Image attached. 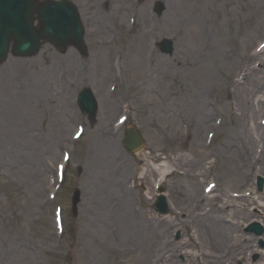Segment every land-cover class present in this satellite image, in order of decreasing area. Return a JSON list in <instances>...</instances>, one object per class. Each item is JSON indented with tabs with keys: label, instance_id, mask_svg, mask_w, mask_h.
<instances>
[{
	"label": "rangeland",
	"instance_id": "obj_1",
	"mask_svg": "<svg viewBox=\"0 0 264 264\" xmlns=\"http://www.w3.org/2000/svg\"><path fill=\"white\" fill-rule=\"evenodd\" d=\"M89 1L78 0L77 2H82L86 16L92 18V15L98 11L95 1L99 0ZM152 1L154 0H147V3L141 8V14L142 16L145 14L146 17L151 14L155 20L161 21V30L166 33H163L165 37L170 36L167 32L168 29L175 31V35L169 37L174 40L175 44L174 55L167 58L170 65L174 64L173 59L176 61V57L181 56L180 54L188 57L187 53H193L196 56V53L203 46L201 43L204 38L211 39L212 44L214 43L213 47H215L212 56L206 59L212 73L205 76L201 80L203 82L194 83L192 78L196 76L195 69L180 67L173 69L176 76L175 83H173V94L176 100L180 97L179 91H184V87L197 97L201 94L205 96V90L210 86L215 84L219 86L223 82L229 83L237 63L231 67V64L227 65L223 62L222 57L225 56V52L231 49L238 58H241L247 52L250 54L264 40V0H163L168 10L162 18H156L152 14L150 9ZM125 2L127 5H135L134 0H125ZM104 10H106L105 3L102 7V11ZM105 14L103 12L101 16L109 22L110 20L104 17ZM142 16L141 24L137 26V33H140L144 27ZM168 16L172 19L167 20ZM192 31L196 32L199 38V43L193 48L188 45L186 39L187 33ZM126 39L127 37L123 35L117 46L112 49L122 48L126 50ZM112 49L103 53L101 61L104 67L110 65ZM42 50L37 57L32 59L21 60L10 57L0 69V264H158L154 262L155 258L164 251L181 254L174 259L185 264L190 260L187 254H191V251L195 250V246H192L190 241H197L196 245L205 251L201 263L195 262L194 264H216V256L221 258L225 253L224 241L221 248L209 250L208 245L203 242L202 238L198 237L196 226L191 220V217L196 213L190 214L186 202L187 196L203 198L202 188L211 179L219 181L221 191L239 192L243 190L242 181L247 178L248 184H251L247 187L251 188L254 198L253 205L249 208L251 219L231 216L228 221L234 224V227L236 225L238 228L240 227L243 236L246 235V237L254 239L253 250H247V254L242 248L240 258L249 260V263L253 264H258L261 262L260 260H263L264 232L261 236H256L247 234L245 229L246 225L252 222H258L264 228L260 218L264 215V188L261 192L257 189L255 184L257 177L253 179L252 174L246 176L244 173L234 181L232 176L236 175L239 170L234 171L233 167L227 165L219 152L220 149L224 150L221 145L228 138V135L233 133L234 136L235 132H239V118L234 101L237 90L232 91L228 98L224 97L223 92L218 91L212 95L213 100L221 102L218 109L226 115L223 116V126L210 148L207 146L205 138L211 128L209 124L212 120L200 132L195 133L193 122L187 116L188 112L192 115V107L186 109L184 116H187L186 122L193 131H191V137L184 141L180 139L178 133L181 120L171 113L167 115V112L159 106L158 101L150 104L149 98L137 93L142 81L148 75L145 64L143 65L144 70L140 71L138 75L127 71L125 80L133 96L132 103L135 107L132 109V117H130L131 126H137L144 134L147 147L136 157L129 156L123 150L121 146L123 134L112 133L109 127L113 118L118 115L114 104L107 114L99 113L100 115L93 126L90 125L88 119L80 114L85 122L87 132L83 141L76 144L78 147L75 159L71 161L67 169L66 182L57 196V201L53 204L45 203L48 200L49 192H53V188L49 186V177H45V173L51 168L54 169L58 157L61 156L57 150L56 139L59 137H66L67 139L74 129L67 120L69 115L65 119L68 127L71 126L69 127L70 130L65 136L55 135L52 138L53 145L55 144L54 152L50 151V153L44 154L46 144L42 139L48 141L47 133H53L52 131L57 128L61 121L59 113L45 112V109L50 107L58 110L56 104L62 103L60 97L65 99L73 98V96H71L72 91L68 90L65 83L60 80L55 66L48 68V71L45 69V62L52 61V59L50 58L51 55L45 53L47 47ZM93 50L98 53L101 48L93 45ZM50 52L55 55L54 50H50ZM255 63L257 68L261 67L264 76V56L263 65H260L258 58L254 61ZM258 64L260 66H257ZM56 69L59 72V65L56 66ZM74 69L76 73H88L82 72L81 62L76 63ZM165 69L162 68L163 71ZM109 74L110 69L101 72L97 77V84L100 86L97 91L100 92L101 97L99 94L96 97H99V102L102 98L110 99L109 101L117 99L116 101L119 103L120 93L124 90L127 91V87L119 91L114 97L109 98L108 93H106L108 80H105ZM52 76L53 79H51ZM263 76H261L263 87L255 91L258 92L257 95L250 97L251 102L264 99ZM93 83L96 85L95 80ZM79 87L77 85L73 91ZM245 91L247 97L251 88L247 87ZM43 93L51 96L55 102L44 101L40 97L43 96ZM151 106L153 107L150 111ZM254 107L245 110L244 120L250 128L254 124L259 126L261 117L264 118L261 110ZM63 108L69 112L66 106ZM167 118L174 119L175 124H167ZM97 123L101 127L102 135L98 133L100 136H95L96 133L94 132ZM94 136L97 142L94 141ZM100 138H103L104 141L100 142ZM230 142L236 146L232 148L231 152H235L236 148L242 154L241 158H238L236 152V164L247 166L241 162L246 158L244 150L240 148L243 142L236 138ZM105 146L111 149L108 157L103 153ZM250 149L253 153V148ZM96 153L98 154L95 155ZM42 157L45 158V166ZM187 157L190 158L189 161L186 160ZM103 158H108V162H103ZM151 160H158L166 164L164 168L166 173L174 171V175H169L164 185L171 207L170 216L160 218L162 223L155 226L150 222V219L156 218L151 206L155 200L153 184L158 173H156L155 164L150 162ZM97 161L103 167L100 171L102 174H99L98 177L92 172V169H95L94 162ZM80 162L81 166L78 171L77 164ZM39 169L43 171L39 177L40 187L36 188L33 186L34 182H31V172H36ZM183 173L185 175H182ZM112 177L117 180L113 189L107 187V184L112 182ZM182 184L185 188L182 191L177 190L176 187ZM75 189H80L84 201H89V207L84 206V204L79 206L77 218H74L71 210V198ZM85 191L89 197L85 196ZM220 194L217 193L215 196H220ZM176 197L178 198L176 199ZM250 200L252 201V199ZM119 201L120 206H123L117 209ZM218 202L219 200H211L209 206H214L216 209ZM55 204H61L64 209L66 232L63 237H59L54 230L53 211ZM201 205L199 206L200 210H202ZM140 206L141 209L136 212ZM105 212H111L112 217L111 215L105 217ZM139 212H141L139 217H136L135 215ZM228 212L230 215L231 209ZM101 213L102 217L98 218ZM125 216L132 217V219L130 227L123 228L124 235H122L121 228ZM181 219L185 220V223L188 220L187 229L180 224ZM113 225L119 229L118 236L121 240L119 245L113 241L114 238L111 236ZM147 230L149 234L159 235L163 243L150 244L145 238V234L148 233ZM174 230L175 232L181 231L182 236L180 241L174 243L176 246L173 248L167 243L172 241ZM127 232L129 233L125 235ZM98 241H108L109 243L101 245ZM146 255L152 259L151 262L144 260ZM166 260L165 258V262ZM227 260L228 258H221V261H217V263L226 264Z\"/></svg>",
	"mask_w": 264,
	"mask_h": 264
},
{
	"label": "bare ground",
	"instance_id": "obj_2",
	"mask_svg": "<svg viewBox=\"0 0 264 264\" xmlns=\"http://www.w3.org/2000/svg\"><path fill=\"white\" fill-rule=\"evenodd\" d=\"M210 1V0H209ZM189 2V1H188ZM200 19H202L200 17ZM199 26V25H198ZM191 31V30H190ZM186 39L188 41V45L193 48L194 46H196L199 43V38H198V34L194 31L187 33L186 35ZM137 41V42H136ZM136 41H133V45L130 46V51L133 54L132 56H130V59L128 61L129 63V67H130V71L132 74H135L136 72H140L142 70H144V62H143V57L142 54L139 55V53L143 52L144 47L146 45V43L143 41V39H138ZM136 42V43H135ZM203 45H207L205 39H203L202 43ZM213 54V53H212ZM188 57H184L183 55H181L180 57L177 58V62H176V67H180L183 69H195V77L192 78L194 83L196 82H203L201 81L205 76L210 75L211 72V67L209 66V64H207L206 62V56L208 57V55L205 56V59H201L202 57V52L198 53L197 59L195 58L194 54H188ZM211 57V55H210ZM125 60V58H124ZM194 61V63H192ZM150 62V60L147 59V63L146 65H148ZM192 63V64H191ZM94 72H92L91 75L94 74L95 80L97 81V77L101 72H104L105 67L103 66L102 62L100 61V59L98 60L96 67H94ZM127 70V67H126ZM168 76H166L167 78ZM161 82H160V87L156 88L154 86L149 85V91L150 93H155L157 96L162 97L164 96V92L161 88V85H166V80L161 78ZM260 77L259 76H254L252 78V80L250 81V83L248 84L249 87L251 88L253 91H255V88L258 87L260 85ZM199 85V83H198ZM167 87V85H166ZM184 91H179V95L180 97H178L177 100H174L167 109V106L159 101V98L156 99V102L158 101L160 103V107L162 109H164V111L168 110V115L169 113H171L174 117L176 115H178L179 117L186 115V109L189 107H192L193 112L192 115L188 112L187 116L190 118V120L193 122V126H194V132L198 133L200 132V130H202L205 125L208 122L209 119V115L206 111V105H207V97L203 96L202 94L200 96H193L190 93V90L186 87H184ZM247 89V88H246ZM246 89L244 88H236V94H235V106L237 107V114H238V118H239V132H236L234 135H236V139H238L239 141L243 142V145L240 146V148L242 149H249V151H251L250 148H253L254 152L255 149L260 146V144L262 143L263 139H262V135H264V128L261 126H257L256 124L252 125L253 127L250 128L249 125H247V122L244 120L245 118V110H249L251 107L254 106H258V107H254L256 109L261 110V113H264V99H259V101H250V91H249V95L246 97L247 93H246ZM170 90V87H169ZM183 90V89H182ZM206 91L205 90V95H206ZM167 94H170V92L168 91ZM41 98H43L44 101H52L55 102L54 99L49 96L48 94H44L43 96H40ZM164 101H166V99H163ZM58 110H55V113L60 112L61 114V121L59 122L56 131L54 129L55 132L58 133V135L61 134H65L69 127L66 124V120L64 119L63 115L66 111L62 108V106L57 103L56 104ZM112 108V102L108 101L106 99H104L103 101H101V111L102 113H106L108 111H110V109ZM255 109V112H257ZM258 110V111H259ZM186 116V117H187ZM185 117V116H184ZM185 117V118H186ZM167 124L173 125L175 124V120L172 118H167ZM53 130V128H52ZM54 131H52L54 133ZM53 133L48 132L47 133V137H48V141L43 140V142H45L46 144V153H50V151H53L54 149V145H53V137L54 135H52ZM96 135H98L99 133V129L96 128L95 130ZM95 142L97 141L96 139L94 140ZM104 140H100V142H102ZM226 144L228 145L226 150H221L220 149V154L222 157H224V161L227 162V165H230L231 167H233L235 170L234 171H238L236 172V175H233L232 179H234V181H236L238 179L239 175H249V173L255 172V169H257V172L260 173L262 176H264V159H262V161H260V163H258V158L256 156H254V160L256 163H248L247 166H242L239 164H236V152H231V148H233L235 145L232 142H226ZM249 145H251L252 147H250ZM262 146L264 147V144H262ZM54 152V151H53ZM103 153L105 156H109L111 153V149H109L108 147L105 146V148H103ZM98 153H96L95 155H97ZM94 155V156H95ZM190 158H186L187 161H189ZM108 162V158H103V162ZM94 167L95 169H92V172L94 174H96V177H98L99 174H102L101 171V165L99 163V161H97L96 163L94 162ZM43 170H36V172H31L32 176H31V182H34L33 186H36V188H39V177L41 176ZM233 174L235 172H232ZM46 174V173H45ZM185 175V174H183ZM33 180V181H32ZM111 180V178H110ZM98 181V180H97ZM117 180L112 177V182H109L107 184V187L113 189L115 187V184ZM44 184V183H43ZM42 184V186H43ZM106 187V186H105ZM177 190L182 191L183 188H185L182 185H180L179 187H176ZM110 189V190H111ZM39 190V189H37ZM113 192V191H112ZM220 196H214L211 195L210 199H214L215 200H219L217 208L216 209H204L201 208L202 210L199 209V206L203 203H206L207 200L205 199H200L198 197L195 196H187V203H188V208H189V212L191 215H195L191 217V220L193 221V223L196 226V232L198 234V237L202 238L203 242L206 243V245H208V249L209 250H213V249H219L223 246V241L225 244V248L228 249V251H231V255L233 256L232 259H236V262H241L242 264H253V263H249V261L247 260H242V259H238V255H236V251L240 252L242 250V248L244 247V245H250L251 243H253V239H246L244 237H242L240 234L237 233V231H234V224L229 223L228 218L233 216L234 218H241V219H248L251 218L245 211L244 206H242L244 199H240L239 201H234L232 200V198L230 197V195H228L227 193L223 194ZM86 197H89V194L86 192L85 193ZM176 196V195H174ZM178 197H176L177 199ZM203 201V202H202ZM84 206L89 207V201L86 200L83 202ZM120 205V204H119ZM123 206V205H121ZM121 206L119 208H121ZM203 205H201L202 207ZM238 209H236L235 207H238ZM229 209H233V211L231 210V214L229 215L228 210ZM196 210V212H195ZM203 211V213H202ZM106 214L104 215L105 217H110L111 213L110 212H105ZM112 216V215H111ZM102 217V213L99 215L98 218ZM131 219L132 217H126L124 221L122 222V228H121V234L124 235V229H127L130 227L131 224ZM262 222L264 223V216L261 217ZM153 220V221H152ZM235 220V219H233ZM150 222H152L153 225H159V223H162L160 218H151ZM152 229V228H151ZM145 234V238L148 239L149 243L154 245V244H162L163 242H161V238L159 236H155V233L149 234V231L147 230ZM129 232H127L125 235H127ZM125 238V237H124ZM101 245H103V243L107 244L109 243L108 241L104 242L101 241ZM197 241H192V246H197L196 245ZM148 245V244H147ZM149 246V245H148ZM151 247V246H149ZM239 249V250H238ZM188 253V252H187ZM144 260L146 262H151L152 259H150L149 255H146V257L144 258ZM199 261V259H191L190 260V264H194L195 262ZM217 261H221V258L219 256H216V264ZM261 262L258 264H264V256H263V260H260ZM81 262V260H80ZM21 264V263H20ZM32 264V263H31ZM180 264V263H179Z\"/></svg>",
	"mask_w": 264,
	"mask_h": 264
},
{
	"label": "water",
	"instance_id": "obj_3",
	"mask_svg": "<svg viewBox=\"0 0 264 264\" xmlns=\"http://www.w3.org/2000/svg\"><path fill=\"white\" fill-rule=\"evenodd\" d=\"M28 4H29V9H30V11H29V14H28V16H27V22H28V24L30 25V23H31V14H32V0H28ZM40 13H41V11H40ZM31 27V25L29 26V28ZM11 31H14V29L13 28H11ZM29 37H28V39H23L24 37L23 36H21V39H22V42L20 43V52H22V50L25 48V47H28V45H29V41H31V40H33L34 39V42L32 43V45H34L35 43H36V38H37V34H35L34 32H32V31H29ZM13 36V34L11 33V34H9L8 36H7V39L8 38H10V37H12ZM26 38V37H25ZM5 49H6V47H5V42H4V47H3V50L1 51V53H0V59H3L4 58V52H5ZM31 50V47L30 48H28L27 49V53H33L34 51H30ZM135 142L136 143H140V141L139 140H135Z\"/></svg>",
	"mask_w": 264,
	"mask_h": 264
}]
</instances>
